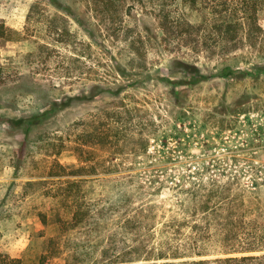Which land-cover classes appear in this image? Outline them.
<instances>
[{
  "label": "rangeland",
  "instance_id": "rangeland-1",
  "mask_svg": "<svg viewBox=\"0 0 264 264\" xmlns=\"http://www.w3.org/2000/svg\"><path fill=\"white\" fill-rule=\"evenodd\" d=\"M59 1L61 8L70 6L87 21L94 39L46 0H0V22L8 29L0 39V264H39L47 238L56 235L55 226L43 225L37 216L39 209L55 207L52 197L42 195L56 179L47 175L54 160L71 168L89 164L80 192L86 197L85 208L99 215L95 223L64 233L59 238L61 255L46 259L45 264H73L69 250L75 243L85 244L97 261L101 249L93 253L95 244L101 240L104 244L109 230L134 213L131 209L136 204L119 206L115 194L105 190L99 181L103 174L163 179L167 174H179L196 159L208 161L229 153L233 173L261 174L259 180L264 181V3L258 1L255 12L262 30L248 31L246 26L240 47L221 53L224 42L209 40L206 45L203 40L209 32L215 34L211 26L220 18L219 10L222 14L234 11L223 10L222 0H197L195 5L190 0H120L107 9L102 2L91 0ZM227 2L231 7L242 6L241 0ZM34 4L36 10L28 19ZM162 7L176 18L201 24L192 30L198 44L185 45L176 39L166 47L159 39L156 46L149 47L147 65L153 74L164 73L170 60L181 56L194 61L207 75L204 81L177 87L174 94L162 82L138 73L139 68L129 69L137 74L129 72L125 77L113 69V58L126 64L131 53L113 38L111 17L122 18L137 31L148 26L161 37ZM225 66L233 75L218 77ZM129 83L135 85L118 97L68 100L93 85ZM64 100L69 104L57 107ZM223 106L229 109L226 115L217 113ZM113 120L121 130L117 141L91 147L80 144L81 132ZM182 127L184 133L176 137L166 140L160 136ZM138 135L143 137L142 148L135 151L133 138ZM169 184L160 186L159 182L150 188L156 203L155 227L148 231L143 225L132 229L126 224L134 247L100 264H198L194 261L217 256L213 252L195 255V236L188 233L189 227L182 229V235L174 232L176 226L163 231L164 223L173 216L182 217L181 212L170 210L176 199ZM260 221L264 222V210Z\"/></svg>",
  "mask_w": 264,
  "mask_h": 264
},
{
  "label": "trees",
  "instance_id": "trees-1",
  "mask_svg": "<svg viewBox=\"0 0 264 264\" xmlns=\"http://www.w3.org/2000/svg\"><path fill=\"white\" fill-rule=\"evenodd\" d=\"M46 1L73 18L81 28L85 29L89 38H95L93 28L89 26L87 21L79 18L72 7L61 8L62 4L59 0ZM91 1L96 4L102 2L107 9L120 0ZM190 1L192 5L197 2V0ZM258 1L264 3V0H257V2L255 0H241L242 6L231 7L227 0H222L223 10L231 8L234 11L222 14L219 10L221 16L214 20L215 22L213 21L211 26L212 32L215 34L210 32L206 34V38L203 40L205 41L204 44L207 45L209 40L213 43L224 42L225 45L219 51L229 53L240 47L243 41L242 31L246 26H248V31H261L262 27L257 23L255 14ZM33 10H36L35 4L32 5L28 13V19L32 17ZM238 10L244 11V14H237ZM160 11V26L163 33L161 37L148 26H144L143 31H137L127 26L122 18L116 20L115 17H111V22L115 23L113 24V38L123 43L125 49L131 53L126 64L113 58V69L120 76L125 77L129 75V69L133 71L135 68H139L142 71L138 73L162 82L174 94V89L177 87L194 85L206 80L207 75L198 69L194 61L181 56L172 58L168 68H164V73L159 71L157 74H153L147 65L149 47L156 46L159 39L163 40L166 47H169L176 39L185 45L198 44L199 40L192 36V30L199 29L201 24L176 18L163 7ZM55 20L54 18L53 22H56ZM205 20L206 18L203 21ZM55 27L57 28V26ZM7 33L8 29L0 22V39L5 37ZM214 52L216 49L212 50V53ZM130 73L137 74L136 72ZM216 75L229 78L233 72L229 66H225ZM130 85L135 84H121L117 87L108 84L93 85L86 92L73 94L68 97V100L91 101L101 99L104 96L118 97ZM68 100H64L60 104L57 103V107L67 106ZM174 102L179 105L178 99H174ZM217 113L226 115L229 113V109L227 106H223V110ZM110 115L118 114L112 113ZM115 121L106 122L104 126H94L92 130L86 132L84 130L79 134L80 144L91 147L92 145L103 144L105 141H117L121 136V130L116 128L118 126H116ZM183 131V127L176 128L175 132L172 130L163 132L160 136L167 140L169 137H176L179 133H184ZM122 135L125 136L126 133ZM133 141L137 143L135 151H138L139 148L137 147L142 148V135L133 138ZM229 157H231L229 153H221L208 161L202 157L196 159L193 164L190 163L179 174H167L166 178L163 179L141 180L138 177L127 179L124 174L101 175L99 181L104 184L105 190L108 189L115 194L119 206L131 202L136 204V207L131 209V211L134 210V213L126 218L118 228L109 230L104 244L102 240L95 244L93 253L98 251V247L101 249L99 250L100 253L97 254V261L92 260L94 254H90L85 244L75 243L71 245L69 251L72 253L73 264L104 263L124 249L133 248L134 244L132 246L131 242L134 239L126 234V224H129L132 229H139L143 225L144 228L147 227L148 231L152 230L156 225L157 214L154 212L156 203L151 198L150 188L159 182L160 186L166 182L170 183V188L174 190L176 199L170 205V210L182 213L181 218L178 219L173 216L165 222L163 231H168V228L176 226L174 232L182 235V229L189 227L188 233L191 232L190 234L195 236L192 245L195 255L201 257L212 252L217 255L213 259L200 258L195 260V263L264 264V253H254L264 251V222L260 221V215L264 210V181L259 180L261 174L233 173L232 165L228 162ZM88 167L90 166L89 164L87 166V163L71 168L58 160L52 162L47 175L56 179H52V185L45 188L42 195L52 197L55 200V207L39 209L37 216L43 225L53 224L56 235L47 238V250L40 254L39 264H45V260L50 257L61 255L62 248L59 245V238L64 233L77 226L91 225L97 221L99 214L92 213L90 209L85 208L86 197L83 192H80L83 182L87 181V178H84L86 175L84 171H87ZM147 217L149 219L145 220Z\"/></svg>",
  "mask_w": 264,
  "mask_h": 264
}]
</instances>
